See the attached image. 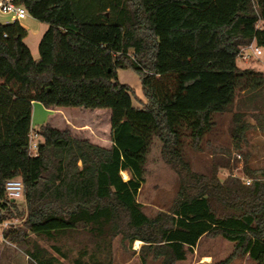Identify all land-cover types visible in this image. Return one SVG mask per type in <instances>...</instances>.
I'll use <instances>...</instances> for the list:
<instances>
[{
    "label": "trees",
    "instance_id": "16d2710c",
    "mask_svg": "<svg viewBox=\"0 0 264 264\" xmlns=\"http://www.w3.org/2000/svg\"><path fill=\"white\" fill-rule=\"evenodd\" d=\"M14 1L47 25L34 59L27 30L17 20L0 24V225L22 219L3 235L27 263L113 264L119 237L142 241L143 263L175 264L205 235L233 243L213 264L244 255L264 264V164L252 165L243 149L249 130L264 132V77L237 65L244 47L264 48V0ZM120 68L138 76L143 99L118 81ZM33 102L108 109L110 146L69 125L34 129ZM236 105L230 132L243 176L192 170L180 150L184 134L198 149L213 114ZM154 139L179 186L168 208L149 216L137 194ZM12 178L22 180V200L6 196Z\"/></svg>",
    "mask_w": 264,
    "mask_h": 264
},
{
    "label": "rangeland",
    "instance_id": "374dc122",
    "mask_svg": "<svg viewBox=\"0 0 264 264\" xmlns=\"http://www.w3.org/2000/svg\"><path fill=\"white\" fill-rule=\"evenodd\" d=\"M253 47L256 46L252 43ZM260 55L250 54L247 59L237 57V65L240 68H252L254 70L264 72V48L261 47ZM264 76V73H263ZM117 79L119 82L131 86L136 95L143 99L138 76L131 70L118 69ZM243 94H239L240 99ZM134 105H139L133 100ZM241 105L233 107L232 111H225L213 114V127L206 134L198 149L192 148L188 132L184 134L180 146L181 154L184 160L189 164L192 170L210 174L213 166L217 167V175L220 179H224L228 175L242 177V157L238 158V152L232 147L231 137V115ZM33 128H37L42 122H51L55 127H63L69 125L73 130L85 125L86 136L94 142L92 131L101 134L102 143H108L110 113L108 109L84 110L74 107L61 109L60 112L52 110L48 115L45 108L40 104L33 106ZM245 120L253 122L249 116ZM94 123H97L94 125ZM74 125V126H72ZM84 127V126H83ZM91 130V132H90ZM248 143L243 149L250 153V163L252 165L264 164V132L258 129H251L247 133ZM34 139V138H33ZM225 150H230L227 154ZM121 172L124 178L127 173ZM144 182L137 194V200L142 204L143 211L153 216L159 210H166L174 199L178 190V177L176 172L166 163L160 156V142L154 139L149 152L146 155L143 165ZM20 200H22L20 198ZM22 219L13 218L7 221V226L0 225V264H28L27 256L23 249L15 243L5 238L4 230L9 228L18 229L21 227ZM42 245H46L41 242ZM140 243L133 242L129 245L122 242L119 237L114 238L112 242L113 264H142L138 255ZM233 251V243L222 237L202 236L195 248L188 252L184 260L175 264H213L214 262L226 257ZM143 264H158L157 260L148 257ZM231 264H254L248 256H237Z\"/></svg>",
    "mask_w": 264,
    "mask_h": 264
},
{
    "label": "crops",
    "instance_id": "0c3cea01",
    "mask_svg": "<svg viewBox=\"0 0 264 264\" xmlns=\"http://www.w3.org/2000/svg\"><path fill=\"white\" fill-rule=\"evenodd\" d=\"M15 20H17L19 22V24L27 30V35L25 36V38L23 39V41L28 46V48L30 49V52H31L32 57L34 59H37L39 57L38 44H39L40 38L42 37L43 33L47 29V25L45 23H43V22H40V21L32 18L28 14L24 18H22V19H14L13 17H11L10 14L0 13V24L11 23V22H13ZM259 72H261L262 74L264 73L263 71H259ZM34 104H40V103H38V102H33L32 103L31 126H33L32 121H33V113H34V111H33ZM61 109H63V108H61ZM61 109H57L55 111L60 112ZM45 110L48 113V115H50V113H52V109H46L45 108ZM94 110L96 111L98 109H94ZM42 123H44V122H42ZM96 124L97 123H94V125H96ZM72 126H74V125H72ZM85 127H86L85 125H80V128L79 129L85 130L84 129ZM109 127H110V123H109ZM90 132H91V130H90ZM92 135H93L92 138L94 140V143L99 144V145L104 146V147H109L110 146V144H111L110 133H109V137L107 139L108 140V143H102L101 134L99 132L95 131V129H94V131H92ZM90 140H92V139H90ZM77 165H78V168H81V160L80 159L78 160ZM121 172H120V174H121ZM121 177H122L123 180H126L128 178V176H127V178H124L122 174H121ZM139 190H138V192H139ZM135 242H138V243L142 244V241H140V240H135ZM147 259H146V261H147ZM141 263L143 264V262H141Z\"/></svg>",
    "mask_w": 264,
    "mask_h": 264
},
{
    "label": "built area",
    "instance_id": "2783aa9c",
    "mask_svg": "<svg viewBox=\"0 0 264 264\" xmlns=\"http://www.w3.org/2000/svg\"><path fill=\"white\" fill-rule=\"evenodd\" d=\"M0 13L10 14L14 19H22L27 13L22 5L17 4L14 0H0ZM262 53L261 47L254 46L252 44L241 49L239 56L243 59H247L250 54L260 55ZM34 138V139H33ZM37 135L35 133L30 135V150L35 153L37 149ZM240 158L239 155H237ZM248 183L249 180L246 179ZM6 196L11 200L23 199V183L20 178L8 179L5 182ZM6 227L7 222L1 224Z\"/></svg>",
    "mask_w": 264,
    "mask_h": 264
},
{
    "label": "bare ground",
    "instance_id": "6f19581e",
    "mask_svg": "<svg viewBox=\"0 0 264 264\" xmlns=\"http://www.w3.org/2000/svg\"><path fill=\"white\" fill-rule=\"evenodd\" d=\"M123 175H125V173L122 171Z\"/></svg>",
    "mask_w": 264,
    "mask_h": 264
}]
</instances>
